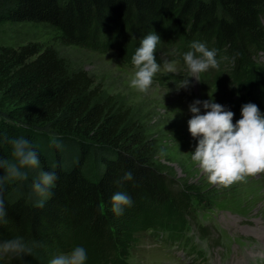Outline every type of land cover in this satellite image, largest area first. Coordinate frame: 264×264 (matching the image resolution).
<instances>
[{"label":"trees","instance_id":"obj_1","mask_svg":"<svg viewBox=\"0 0 264 264\" xmlns=\"http://www.w3.org/2000/svg\"><path fill=\"white\" fill-rule=\"evenodd\" d=\"M4 22L49 25L70 42L116 51L126 64L137 41L156 31L158 62L166 52L182 70L191 41H205L219 49L217 72L205 73L215 100L264 107V0H0ZM235 53V63L223 59ZM93 83L53 47L0 48V137L28 138L41 167L57 175L42 207L31 190L36 170L25 181H6L0 239L22 236L35 253L3 254L0 264H48L53 254L76 244L87 249L86 264H129L136 235L158 230L183 237L194 204H219L161 174L153 165L152 142ZM50 133L62 147L50 143ZM0 157L12 158L6 141L0 142ZM126 171L132 180L122 179ZM117 191L134 201L122 214L112 211Z\"/></svg>","mask_w":264,"mask_h":264},{"label":"rangeland","instance_id":"obj_2","mask_svg":"<svg viewBox=\"0 0 264 264\" xmlns=\"http://www.w3.org/2000/svg\"><path fill=\"white\" fill-rule=\"evenodd\" d=\"M195 39V38H194ZM30 43H39L45 47L55 48L74 70H82L99 86L106 96L114 97L117 108L128 112L129 126H137L149 142L154 145L153 165L163 175L170 177L179 185L204 198L221 201L225 204L214 210L205 218H198L195 212L191 222L192 232L201 248H206L208 258L200 260L193 253H186L178 243H173L167 236L160 242L151 233L135 236L136 243L128 249L127 259L130 264H256L255 260L264 257V188L256 185L257 190H245L243 182L253 178L245 176L231 184L209 182L207 176L191 159L197 140L188 132V120L191 113L188 105L194 95L206 93L214 97V89L202 80L201 73L197 81L192 78V85L177 91L176 82L186 74L180 69L176 59L166 52H161L163 65L165 60L175 62V72L161 68L154 76L153 85L144 92L130 86L134 67L119 59L116 51L98 50L87 42L78 44L62 38L61 34L45 24L0 23V48H20ZM137 41L135 46L139 45ZM264 64V54L259 60ZM159 76L164 81L159 84ZM201 77V78H200ZM210 85V86H209ZM216 91V89H215ZM235 122V120H234ZM264 183V172L258 173ZM156 211L163 210L153 204ZM206 225L212 231L213 238L199 240L201 226ZM124 228V227H123ZM260 230V231H259ZM229 236L252 241L251 244L233 245L232 256L226 255ZM35 250L33 249L32 253ZM49 252L44 251V257ZM1 256V255H0Z\"/></svg>","mask_w":264,"mask_h":264},{"label":"clouds","instance_id":"obj_3","mask_svg":"<svg viewBox=\"0 0 264 264\" xmlns=\"http://www.w3.org/2000/svg\"><path fill=\"white\" fill-rule=\"evenodd\" d=\"M161 41L156 31L149 32L140 38L139 45L131 56L134 72L130 78V86L141 92L147 91L154 82V76L163 69L175 72V62L165 60L163 65L158 62L156 49ZM219 49L208 47L205 41L193 40L189 49L183 53V62L186 74L176 82V89L189 88L200 73L210 68H217ZM239 53L224 60L235 63ZM202 108L204 111H202ZM188 109L192 114L188 120L189 131L197 140L191 151V159L197 162L207 176L209 182L224 185L243 179L246 175L264 172V113L254 102L242 104L240 117L235 120V113L225 105L217 102L210 95L209 99H194ZM11 145L12 158L0 157V222L7 216V208L3 197L6 181H25L29 170H36L31 181L32 194L38 199L37 206L42 207L45 200L51 195L50 189L57 179L54 170L41 167L39 152L24 136L0 137V142ZM50 143L57 148L62 147L60 138L50 133ZM123 180H132L133 173L126 171ZM112 211L122 214L125 207L134 203L132 196L126 191H117L112 197ZM33 247L22 236L0 239V255L12 254L21 256L30 254ZM88 260L87 249L81 245H74L69 251H58L53 254L48 264H86Z\"/></svg>","mask_w":264,"mask_h":264},{"label":"bare ground","instance_id":"obj_4","mask_svg":"<svg viewBox=\"0 0 264 264\" xmlns=\"http://www.w3.org/2000/svg\"><path fill=\"white\" fill-rule=\"evenodd\" d=\"M188 132L190 133V131H188ZM246 176L248 177V175H246ZM251 177H253V175H251ZM242 184H243L242 188H244L247 191L248 190H253V191L257 190L256 185H260V187L264 188V183H263L262 179L260 178V176L258 175V173L254 174V179L253 178H250V179L247 178V180H245Z\"/></svg>","mask_w":264,"mask_h":264}]
</instances>
